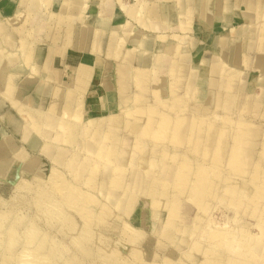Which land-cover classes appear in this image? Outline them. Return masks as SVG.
Wrapping results in <instances>:
<instances>
[{
	"label": "rangeland",
	"instance_id": "374dc122",
	"mask_svg": "<svg viewBox=\"0 0 264 264\" xmlns=\"http://www.w3.org/2000/svg\"><path fill=\"white\" fill-rule=\"evenodd\" d=\"M0 264H264V0H0Z\"/></svg>",
	"mask_w": 264,
	"mask_h": 264
},
{
	"label": "bare ground",
	"instance_id": "6f19581e",
	"mask_svg": "<svg viewBox=\"0 0 264 264\" xmlns=\"http://www.w3.org/2000/svg\"><path fill=\"white\" fill-rule=\"evenodd\" d=\"M176 50V49H175ZM27 56V55H26ZM30 61V60H29ZM172 73V72H171ZM136 82V81H135ZM19 110V109H18ZM150 110V109H149ZM77 111V110H76ZM25 113H26V111H24ZM34 113V112H33ZM29 114V113H28ZM164 115V114H163ZM162 115V116H163ZM31 116V115H30ZM22 117V116H21ZM76 117V116H75ZM34 119V118H33ZM36 120V119H35ZM170 121V120H169ZM163 123V122H162ZM145 124V123H144ZM161 124V123H160ZM159 125V124H158ZM162 125H164V123L162 124ZM171 125V124H170ZM161 126V125H160ZM163 128V127H162ZM32 129V128H31ZM36 131V130H35ZM167 131V130H166ZM73 131L70 129V133H69V135H68V137H71V135L73 134L72 133ZM144 132V131H143ZM160 132V131H159ZM191 132V131H190ZM143 134V133H142ZM175 134V133H174ZM153 136V135H152ZM156 135H154V137H155ZM200 139V138H199ZM151 142V141H150ZM114 143V142H113ZM198 143H199V141H198ZM197 143V144H198ZM203 144V143H202ZM135 146V145H134ZM197 146V145H196ZM138 149V148H137ZM197 149V148H196ZM203 170V169H202ZM204 172V171H203ZM217 172V171H216ZM117 173H119V172H117ZM116 173V174H117ZM206 173V172H205ZM53 174V173H52ZM59 176V175H58ZM116 177V176H115ZM197 177V176H196ZM202 178V177H201ZM207 178V177H206ZM197 179V178H196ZM109 181H110V179H109ZM193 183V182H192ZM212 184V183H211ZM165 188V187H164ZM233 188H235V187H233ZM170 189V188H169ZM160 193V192H159ZM158 193V194H159ZM160 194H162V193H160ZM263 194V193H262ZM164 198V197H163ZM196 198V197H195ZM89 199V198H88ZM77 200V199H76ZM154 201V200H153ZM164 201H165V199H164ZM200 203V202H199ZM154 204V203H153ZM155 205H156V203H155ZM198 205V204H197ZM232 218V217H231ZM36 233V232H35ZM16 241V240H15ZM13 242V241H12ZM28 244V243H27ZM10 246V245H9ZM26 251V250H25ZM35 252V251H34ZM32 253V252H31ZM32 256V255H31ZM21 257V256H20ZM225 260V259H224ZM222 262V261H221Z\"/></svg>",
	"mask_w": 264,
	"mask_h": 264
}]
</instances>
